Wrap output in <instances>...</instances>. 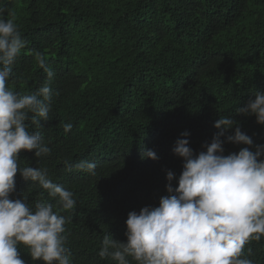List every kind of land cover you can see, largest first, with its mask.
<instances>
[{"label":"trees","instance_id":"16d2710c","mask_svg":"<svg viewBox=\"0 0 264 264\" xmlns=\"http://www.w3.org/2000/svg\"><path fill=\"white\" fill-rule=\"evenodd\" d=\"M0 18L13 19L26 41L8 87L31 94L48 80L45 68L54 73L49 121L40 128L27 121L51 153L37 158L22 150L18 164L46 168L77 205L61 211L19 172L10 198L53 203L69 218L73 264H116L99 257L103 238L127 241L128 213L170 195L167 171L178 187V139H188L196 154L206 151L219 131L215 121L226 116L254 146L264 145V126L237 112L264 92V0H0ZM243 147L225 141L224 154ZM149 149L157 160L142 159ZM65 160L94 161L96 174L68 171ZM18 251L25 264H44L23 244ZM244 255L264 264V237L250 240Z\"/></svg>","mask_w":264,"mask_h":264},{"label":"clouds","instance_id":"9594fccd","mask_svg":"<svg viewBox=\"0 0 264 264\" xmlns=\"http://www.w3.org/2000/svg\"><path fill=\"white\" fill-rule=\"evenodd\" d=\"M25 46L14 20L0 18V264H25L18 251L21 244L34 262L73 264L66 247L69 218L54 211L53 203L37 201L32 206L26 196L10 198L19 172L46 190L61 211H72L77 205L74 193L53 182L46 168L18 164L22 150H35L37 158L51 153L40 132L28 130L27 121L31 119L37 128L43 126L41 121H49L54 73L45 68L48 80L31 94L21 95L8 87L12 66ZM38 60L44 67L43 56ZM254 96L237 112L254 115L264 126V92L256 91ZM214 126L219 131L202 146L206 151L196 154L188 139L176 141L173 152L183 159L178 187L172 186L175 174L167 171L170 195L162 196L158 207L129 212L127 241L105 235L98 253L101 259L110 258L116 264H253L244 255V247L264 237V145L254 146L230 117L221 116ZM233 128L234 135L227 134ZM71 129L72 124H64L66 134ZM225 141L247 147L225 155ZM144 158L159 157L149 149L142 153ZM64 164L68 171L75 167L96 174L94 161L65 160Z\"/></svg>","mask_w":264,"mask_h":264}]
</instances>
